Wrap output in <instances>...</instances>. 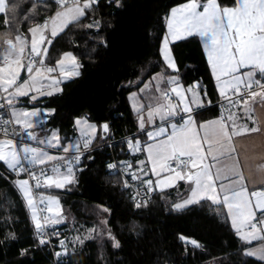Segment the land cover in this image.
Here are the masks:
<instances>
[{"label":"snow or ice","instance_id":"obj_1","mask_svg":"<svg viewBox=\"0 0 264 264\" xmlns=\"http://www.w3.org/2000/svg\"><path fill=\"white\" fill-rule=\"evenodd\" d=\"M52 2L57 5V11L51 17L45 18L42 24L30 26L29 36H25L16 27L15 19L10 22L7 18L10 7L8 0H0V15L5 16L4 26L14 28L17 33L3 39L6 51L0 66V135L4 138H0V163L10 175L24 177L8 182L26 202L41 245L50 243V240L44 238L48 236L47 229L62 224L65 218L57 197L37 195L34 190L53 187L65 189L67 185L74 183V167L82 170L78 168L84 155L80 149L83 147L87 150L90 147L98 130L97 126L89 124L86 118H78L75 125L78 127L86 125L90 130L81 129L84 134L82 142H71L61 146L58 130L38 140L31 129L42 127L47 117L55 110L41 112L40 109L30 111L18 107L21 98L27 97L35 102L40 97L51 96L61 91L58 85L63 80L80 75L81 64L71 52H64L60 59L55 61L54 66H47L45 61L54 40L69 25L79 23L93 6H99L100 0H52ZM105 2L109 5L115 3L120 7V0ZM30 14H24V22H28ZM85 27L99 31L100 21L96 20ZM167 29L168 34L163 39L161 54L166 67L174 72H179V69L169 47L170 41L194 35L201 38L215 78L220 84L219 95L224 98L227 105L225 107L227 115L222 114L217 119L197 126L195 115L198 113L193 112V107L203 106L201 86L199 83H193L185 87L178 76H168L165 78L166 83L173 86L158 97L167 103L150 110L148 117L152 119L158 115L160 120L164 121L183 113L182 123L172 122L170 130L168 127H159L148 132V139L152 142L143 147L139 140L125 141L130 152H146L147 160L138 161L136 171H133V165L127 161H121L119 165L109 163L107 168L117 172L122 170L131 180L140 181L141 185L145 186L146 193L163 192L175 187L180 181L186 182L189 185L187 197L173 207L181 210L201 201L224 206L235 234L248 246L242 249L243 255L264 262V191H253L251 197L255 199L249 198L243 186L242 173L228 169L234 177L230 178L225 174V169L217 167L219 160L235 152L231 146L233 136L260 131L259 127L249 128L246 124H239L240 117L235 109L242 108L244 115L251 119L250 101L264 103V83L256 79L257 73L264 78V0H235L234 6L231 7H221L218 0H205L203 4L200 0H187L186 3L170 10ZM101 43H104L103 40ZM21 71L27 73V78L23 81L20 79ZM158 77H162V74L153 76L152 80H157ZM150 83H144L140 91L147 90ZM169 92L179 98L182 106L171 103L172 97ZM135 95L132 94L133 97ZM141 108L143 105L137 108V111ZM16 126L21 128V132L15 131ZM140 127H144L143 116L140 118ZM100 130L108 133L109 125L102 124ZM21 135L26 140L36 141L39 145L59 148L64 155L49 154L45 147L31 146L23 141L18 147L16 139L7 138ZM209 159L212 161L211 164L207 162ZM50 163L53 166L46 168L45 166ZM146 163L150 165L147 170ZM49 172L52 174L49 175ZM149 173L157 177L155 182L150 178L145 179ZM124 186L126 188L130 186L128 180L124 181ZM139 196L140 193L136 192L132 197L136 200L137 208L142 206ZM147 202V199L143 200V204L146 205ZM94 231L97 230L91 229L89 233ZM52 235L56 233L53 232ZM87 238L85 236V239ZM108 238L113 241L114 248L120 247V242L110 232ZM180 239L185 244L200 247L199 242L193 238L181 236ZM75 240L78 243L83 242L79 236L75 237ZM255 241L260 243L251 247ZM59 244L63 250L54 253L55 256L60 258L68 255L65 241L60 240ZM26 251H22L21 255Z\"/></svg>","mask_w":264,"mask_h":264},{"label":"trees","instance_id":"obj_2","mask_svg":"<svg viewBox=\"0 0 264 264\" xmlns=\"http://www.w3.org/2000/svg\"><path fill=\"white\" fill-rule=\"evenodd\" d=\"M186 1L120 0L117 7L100 0L79 23L69 25L54 40L45 63L53 65L64 52H73L81 64L80 75L40 100L39 106L55 110L43 127L57 129L66 142L75 135V120L87 118L99 127L95 145L136 132L138 113L129 95L153 75L172 73L161 56V44L170 10ZM218 1L221 6L235 4V0ZM8 3L7 18L15 19L25 36L30 26L56 8L49 0ZM25 13H31L28 22L23 20ZM4 20L0 15V58L5 51L3 39L17 34L4 26ZM96 20L99 31L85 27ZM174 49L182 64L178 72L182 81L186 85L205 82L212 91L214 84L199 39H183ZM104 123L109 125L108 133L100 130ZM139 139L144 140L141 135ZM113 148L120 158L132 157L124 141ZM110 150L105 146L88 152L85 162L78 165L82 170L75 168V182L65 189L42 190L58 195L63 208L62 236L68 255L60 257L58 264H264L243 255L247 245L235 234L222 205L201 201L176 210L177 187L156 191L149 203L137 208L120 177L106 169ZM16 178L22 176L10 175L0 163V264H56L54 255L38 242L22 196L8 182ZM91 229L97 231L89 233ZM109 232L120 242L119 248L112 246ZM77 236L82 243L75 240ZM181 236L197 240L200 247L185 244Z\"/></svg>","mask_w":264,"mask_h":264},{"label":"crops","instance_id":"obj_3","mask_svg":"<svg viewBox=\"0 0 264 264\" xmlns=\"http://www.w3.org/2000/svg\"><path fill=\"white\" fill-rule=\"evenodd\" d=\"M186 2H183V3H186ZM200 2H201V4H203L205 1H200ZM183 3H181V4H183ZM181 4H178L174 7H177ZM221 7H224V6H221ZM228 7H231V6H228ZM200 10L202 11L203 9L201 8ZM169 15H170V13H169ZM37 24H41V23L39 22ZM167 34H168V29H167L164 37ZM194 36L197 37L201 43V47L203 49L205 59L207 60V63H208L209 75H210L212 83L214 84L212 91H210L209 87L206 85L205 82L199 83L198 81H195V82H198L199 85L201 86L200 96H201V100L203 101L202 107H200V108H196L195 106L193 107V111H195V113H198L195 115V121H196V125L199 126V124H201L203 122L211 121L213 119H217L220 117V108L216 105V103L221 96L219 95L220 84L215 78V73L213 72L212 67H211V63L208 60L207 52L204 48L203 41L201 40V38L199 36H197V35H194ZM164 37H163V39H164ZM191 37H193V36H191ZM187 38H189V37H187ZM181 40H183V39H181ZM181 40L170 41V45H169V47L171 49V53L175 58V62L177 64L178 69L181 68L182 64H181V62L177 56V53L175 52L174 45H175V43H177ZM162 47H163V40H162V44H161V49H162ZM161 56H162V54H161ZM46 65L47 66H54V65H49V64H46ZM0 66H2V65H0ZM79 71H80V69H79ZM157 74H162V77H158L159 80H156L158 83H160L159 87L154 88L155 92L152 91L150 94V96L152 98H154L153 97V93H154L155 96L157 97L156 99H151L150 96H147V94L144 96H143V94H142V96L140 95V89L143 87L144 84L140 87V89L133 92L136 94L134 97L132 96L133 93H131L129 95L131 106H132L133 110L136 113H138V130L134 133H130V134H133V137L131 140H133V141L139 140L142 147H143V145L152 142L148 139V136H147L148 132L153 131L159 127H168L170 130V124L172 122L180 124L178 121V118L180 116H182L183 113H180V114L173 116V117H169L168 120H164V121L160 120L158 115L152 119H150L148 117V112L150 110L155 109L156 107H159L160 104L167 103V101L163 100L162 98L158 99L159 92H160L159 89H163L160 85L167 87L166 90L170 89V87L173 86V85L167 84L165 78L168 76H178L182 85H184L185 87L189 86V85H186L182 81L178 72L172 71V73L168 74V75L163 74V73H157ZM157 74H155V75H157ZM155 75H153V76H155ZM26 78H27V73L25 71H21V73H20L21 81H23ZM256 79H259V80H261L262 83H264V78L261 77L260 73L256 74ZM68 80H70V79L63 80L58 85V87L61 89L62 84ZM151 80H152V78L147 80L145 83H148ZM56 93H58V92H56ZM56 93H54V94H56ZM169 94H172V93L169 92ZM188 95L190 96L191 94L189 93ZM44 97H47V96L40 97L35 102L30 101L29 98H27V97L21 98L19 100L18 107H22V108L27 109V110H29L28 108H31V110L36 109V108H40L41 110H43V112L49 111L51 109L44 108V107H41L38 105L40 103V100ZM258 99L259 98H257V100ZM171 103L180 104L182 106V102L175 95L172 96ZM141 105H143V108H141L140 111H137V108H140ZM213 106H215L216 109L211 110L210 108H212ZM250 107L252 110L250 113L251 119L247 118L244 115L242 108L235 109V111L237 112V114L240 117L238 123L239 124H246L249 128L254 127V126L259 127L260 131L256 132V133H245V134H241L239 136H233L232 141H231V146L235 149V152L231 153L226 158L219 160L217 167H221V168L225 169V174L229 175L230 178H234V177L232 176V173L228 172V169H232L233 172L242 173V175L244 176L243 186L246 188V192H247V195L249 196V198L254 200L255 198L251 197V193L253 191H258V189L264 185V167H261V166H264V103H252L250 101ZM225 115H227V113ZM141 116L144 117V127L143 128L140 127ZM87 122L89 124H94L97 126L98 130L95 133V138H96L98 133H99L98 125L94 122L89 121L88 119H87ZM81 129L87 130V126L81 125L78 127L75 125V135L73 137H71V139L69 141L67 140L66 142H63L62 139L60 138L61 146H64V145L71 143V142H77V141L82 142V140L84 138V134L82 133ZM53 131H57V129L48 130L47 134H49V136H50ZM200 131L202 132V129ZM32 132L34 133V128H32ZM229 132H231V128H229ZM126 135H128V134H126ZM139 135L143 136L144 140L139 139ZM0 138H2V137H0ZM94 140L92 141L90 147L96 146L94 144ZM24 143H28L31 146H35V147H45V150L48 151L49 154L51 152H53L56 155H59V153L55 151V150H60L59 148H48L45 145H39L36 141L25 140ZM81 149H84V148L81 147ZM205 150L207 151V149H205ZM131 156L132 157H130V159L132 160V162L134 163L135 166H136L138 161H146L147 160L146 152H144V151L131 152ZM207 162L209 164L212 163L211 159H209ZM148 167H150V165L146 163L145 170H147ZM74 173H75V169H74ZM74 176H75V174H74ZM22 178H24V177L22 176ZM149 178L152 179L154 182L157 179V177H155L151 173H149V175L147 177H145V179H149ZM138 182L141 185L140 181H138ZM224 182L227 183V181H224ZM154 186H155V183H154ZM177 187L179 189H178V192H176V196H175L173 205L184 200L188 194L189 185L186 182L180 181L173 188H177ZM173 188H168L166 190H170ZM46 189H56V188H54V187L53 188H42V189H38L39 190L38 192L40 194L44 195L45 192L42 190H46ZM166 190H164V191H166ZM157 192H159V191H157ZM25 205H26V202H25ZM28 211H29V214L31 217L30 210L28 209ZM257 215L259 216V213ZM259 243H260L259 241H255V242H253V245H251V247L258 246Z\"/></svg>","mask_w":264,"mask_h":264},{"label":"built area","instance_id":"obj_4","mask_svg":"<svg viewBox=\"0 0 264 264\" xmlns=\"http://www.w3.org/2000/svg\"><path fill=\"white\" fill-rule=\"evenodd\" d=\"M39 1H44V0H39ZM49 1H52V0H49ZM5 51H6V49H5ZM5 51H4L3 56L5 55ZM3 56L0 58V65H2V58H3ZM169 95L171 97L173 96V94H169ZM229 95H231V92H229ZM216 105L220 108V116L222 114L225 115L226 114L225 107H227V105L224 102V98L223 97H220L219 98V100L217 101ZM193 112L195 113V111H193ZM178 121H179V123H182L181 116L178 118ZM15 131L16 132H21V128L19 126H16L15 127ZM31 131H32V129H31ZM0 137L4 138L2 135H0ZM132 137H133V134H128V135L122 136L121 138H113V139H110V140H108L106 142H103V143H101L99 145L91 146L87 150L86 149H80V151L82 153H84V155L81 157V160H80L79 165L80 164H83L85 162V160L87 159L86 155L88 154V152L94 150L95 148H101V147L109 146V148L111 149L110 150L111 157L107 159L106 169L109 171V173H111V174H117L120 177V179L123 182V189L126 191L127 195L131 198V200L135 203V205H136V200H134L132 197H133V195L136 192H139L140 193V196L138 197V199L141 201L142 206H145V204H143V200L144 199H147V201H148L147 203H149L152 200V198L154 197V195L156 194V191L146 193L145 186H142V185L139 184L138 181L131 180L130 177L125 176L122 170L119 171V172H117L115 170L110 171L107 168V165L109 163H116V164L119 165V162H121V161H127V162H130L133 165V171H136L137 170L136 167H135V165H134V163L132 162V160L130 158H119V157H117V155L113 151L114 150L113 147H114V144L115 143H117L120 140L125 142L128 139H132ZM7 138H9V139H13V138L16 139L18 146H19V144H20L21 141L25 142V140H26L25 137L22 136V135L21 136H17V137L8 136ZM55 151L58 152L59 155H64V153H62L60 150H55ZM53 163H56V162H53ZM52 166H53V164L50 163V164L46 165L45 167L46 168H50ZM75 168L76 167H74V169ZM37 171H39V166L37 167ZM48 174L50 175L52 173L49 172ZM125 180H128L129 185H130L127 188L124 186V181ZM38 191H39L38 189H35L34 190V192L37 195L40 194ZM258 191H264V185L261 186L258 189ZM47 232H48V236H46L44 238L50 240V243L43 244L42 246L46 247L54 255L56 264H58L60 262V259L57 258L54 253L62 251V248H61V246L59 244V241L60 240H63V236H62V224L55 225L54 227L48 228L47 229ZM53 232H55L56 235H52ZM37 239H38V242H39V236H38V234H37Z\"/></svg>","mask_w":264,"mask_h":264},{"label":"rangeland","instance_id":"obj_5","mask_svg":"<svg viewBox=\"0 0 264 264\" xmlns=\"http://www.w3.org/2000/svg\"><path fill=\"white\" fill-rule=\"evenodd\" d=\"M37 1H39V0H37ZM55 4V3H54ZM56 5V4H55ZM55 11H57V5H56V8L51 12V13H49V14H46L39 22L42 24L43 23V21L45 20V18H47V17H51L54 13H55ZM39 22H37V23H39ZM37 23H35V24H37ZM34 24V25H35ZM67 52H69V51H67ZM72 54H73V52H71ZM74 55V54H73ZM75 56V55H74ZM53 65H55V64H53ZM157 80H159V79H157ZM151 83L149 84V88L147 89V90H145L144 92H141L140 91V95L142 96V94H143V96L144 95H146L147 94V96H150V94H151V92L153 91V92H155V89L154 88H158L157 87V85H159L160 83H158L156 80H151L150 81ZM163 89H159V97H160V94L163 92V91H165L166 89H167V87H164L163 85H160ZM149 92V93H148ZM153 97L154 98H152L151 96H150V98L151 99H156L157 97L155 96V94L153 93ZM29 110H31V108H28ZM36 109H40V108H36ZM36 109H32V110H36ZM31 110V111H32ZM41 110V109H40ZM41 112H43V110H41ZM34 128V134H36L37 135V138H38V140H42V139H44L45 137H47V136H49V134H47V132H48V129L46 128V127H43V125H42V127H33ZM85 131H90L89 129H87V130H85ZM50 154H52V155H56L55 153H53V152H51ZM51 175V174H50ZM45 196H52V197H57L58 199H59V197H58V195H56V194H54V193H46L45 192V194H44ZM59 203H60V206H61V208H62V205H61V202H60V200H59ZM63 209V208H62Z\"/></svg>","mask_w":264,"mask_h":264},{"label":"bare ground","instance_id":"obj_6","mask_svg":"<svg viewBox=\"0 0 264 264\" xmlns=\"http://www.w3.org/2000/svg\"><path fill=\"white\" fill-rule=\"evenodd\" d=\"M101 144V143H100ZM117 155V154H116ZM117 157H119V156H117ZM120 158V157H119ZM122 181V180H121ZM122 187H123V182H122Z\"/></svg>","mask_w":264,"mask_h":264},{"label":"water","instance_id":"obj_7","mask_svg":"<svg viewBox=\"0 0 264 264\" xmlns=\"http://www.w3.org/2000/svg\"><path fill=\"white\" fill-rule=\"evenodd\" d=\"M195 83H198V82H195ZM183 237H186V236H183ZM189 238V237H188Z\"/></svg>","mask_w":264,"mask_h":264}]
</instances>
